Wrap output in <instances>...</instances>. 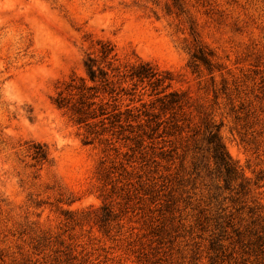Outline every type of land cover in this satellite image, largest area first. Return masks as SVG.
<instances>
[{
	"label": "rangeland",
	"instance_id": "374dc122",
	"mask_svg": "<svg viewBox=\"0 0 264 264\" xmlns=\"http://www.w3.org/2000/svg\"><path fill=\"white\" fill-rule=\"evenodd\" d=\"M0 264H264V0H0Z\"/></svg>",
	"mask_w": 264,
	"mask_h": 264
},
{
	"label": "trees",
	"instance_id": "16d2710c",
	"mask_svg": "<svg viewBox=\"0 0 264 264\" xmlns=\"http://www.w3.org/2000/svg\"><path fill=\"white\" fill-rule=\"evenodd\" d=\"M113 48L108 43L102 44V60L106 64V68L98 67L96 69V60L89 57L85 62V68L87 71L88 79L92 83L99 82L100 85L88 87L85 79L72 78L70 83L67 85L68 95L65 96L62 92L57 95L54 100L55 105L59 109H67L77 115V121L79 123L87 122L89 119L95 118L97 109V103L94 101L96 93H92L93 90H116L115 83L109 75V70L112 69L111 55ZM149 66L148 63H142L132 73V78H138L139 80L153 79L157 76V73H148L146 68ZM163 79H156L158 86L162 85ZM174 95V94H173ZM99 110H104L102 107ZM103 114V113H102ZM207 144L212 153L214 163L221 169L225 170L230 177L236 178L238 170L232 162L228 152L221 140L219 130L214 127H208ZM37 148H41V151L37 152L35 159L46 160L47 153L43 150L40 145Z\"/></svg>",
	"mask_w": 264,
	"mask_h": 264
}]
</instances>
